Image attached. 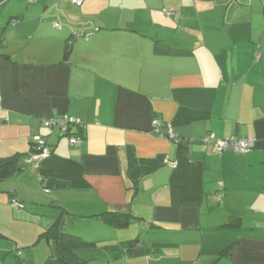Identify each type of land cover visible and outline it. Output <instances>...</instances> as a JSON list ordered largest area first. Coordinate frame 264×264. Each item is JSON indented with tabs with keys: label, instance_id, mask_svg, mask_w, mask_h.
<instances>
[{
	"label": "crops",
	"instance_id": "1",
	"mask_svg": "<svg viewBox=\"0 0 264 264\" xmlns=\"http://www.w3.org/2000/svg\"><path fill=\"white\" fill-rule=\"evenodd\" d=\"M0 40V167L21 168L0 182V264H70L42 237L61 213L93 244L83 264H212L229 247L216 264H264V0H0ZM64 116L79 146L41 125ZM211 134L256 147L204 150ZM131 155L163 160L138 191Z\"/></svg>",
	"mask_w": 264,
	"mask_h": 264
},
{
	"label": "trees",
	"instance_id": "2",
	"mask_svg": "<svg viewBox=\"0 0 264 264\" xmlns=\"http://www.w3.org/2000/svg\"><path fill=\"white\" fill-rule=\"evenodd\" d=\"M35 1L37 2V0H35ZM36 2H33V3H36ZM30 3H32V2H30ZM55 24H54V26H55ZM0 46H1V40H0ZM260 57H261V54H258L257 58L260 59ZM61 118H63V117H61ZM61 118H50V119L60 120ZM45 119H47V118H45ZM75 119L78 120L79 123L71 125L68 128V130L66 131V133H64L62 131V129L60 128L62 133L65 136H67L68 139L71 136H81L82 138L84 137V134L82 131L84 124H83L82 120L77 119V118H75ZM41 125H42V122H41ZM54 127H56V126L49 127V128H54ZM235 137H238V136H235ZM35 144L36 143L32 144V146H33L32 154L40 152V150L38 148H35ZM32 154H31V156H32ZM31 156H30V160H31ZM19 159H20L19 155L11 157V158L7 159V161L4 165H2L0 167V182L11 180L12 178L19 175V173L21 172V168L19 167ZM129 159H130L129 174L131 175L130 178L133 182V189L135 191H138L141 176L155 171L156 169L161 167L162 163H163L162 162L163 160H157V161L155 160V161H151V162H140L133 155H131ZM46 193H50V191L49 192L46 191ZM13 200L17 201L19 204H21L23 206L22 209H14L13 208L14 210H26V206L23 204V202L19 201L16 197L11 198L10 205L12 204ZM11 207H12V205H11ZM63 214L64 213H61V215L58 218H56L54 224L49 229H47V231L44 233V235L42 237L45 238L47 241L56 242L58 245L59 254L62 257H64L66 260H68L70 262V264H83L85 262H83L78 257L76 251L78 249L91 247V246H93V244L86 242L81 237L66 233L64 231V228H65L64 216H65V214L64 215ZM103 219H104L106 224H108L112 227H122V226L126 225V223L129 221V215L110 213V214L104 215ZM228 225L233 226V227H238L241 225V221L239 219H235V220H232L230 222V224H228ZM231 249H232V247H229L228 249L221 252L220 255L218 256V259H216L215 262H213L212 264H216L218 260H220L224 256H228L231 252Z\"/></svg>",
	"mask_w": 264,
	"mask_h": 264
},
{
	"label": "built area",
	"instance_id": "3",
	"mask_svg": "<svg viewBox=\"0 0 264 264\" xmlns=\"http://www.w3.org/2000/svg\"><path fill=\"white\" fill-rule=\"evenodd\" d=\"M30 2H36L35 0H29ZM73 4L77 6H81L83 3V0H70ZM55 27L58 29L60 26L58 24H55ZM42 125L44 127H53V126H60L62 131L66 133L68 128L71 125L79 123L78 120L75 118L64 116L60 120H54V119H43L41 120ZM162 127V122L159 120H154L152 123V132L156 133L157 135L162 136L160 129ZM169 139H174L175 136L173 135L172 131L169 130V133L167 134ZM83 141V138L81 136H71L69 138V144L70 146H79ZM203 149H207V145L210 141H215V150L217 153H221L224 151H234L239 154H247L250 151H252L256 147V139L254 138H239L232 136L227 139H216L214 135H209L207 138L203 140ZM35 148H38L40 152L34 153L31 156V161L34 162L36 165H39L44 160L48 159L51 156V150L49 149L46 140L42 137H37L35 141ZM49 192V190H46ZM12 208L14 209H22L23 206L19 204L17 201L13 200L12 202Z\"/></svg>",
	"mask_w": 264,
	"mask_h": 264
},
{
	"label": "rangeland",
	"instance_id": "4",
	"mask_svg": "<svg viewBox=\"0 0 264 264\" xmlns=\"http://www.w3.org/2000/svg\"><path fill=\"white\" fill-rule=\"evenodd\" d=\"M74 235V234H73ZM90 264H94V262H91Z\"/></svg>",
	"mask_w": 264,
	"mask_h": 264
}]
</instances>
